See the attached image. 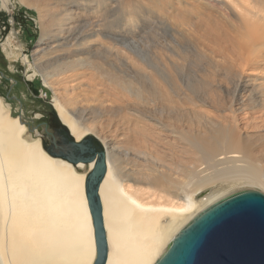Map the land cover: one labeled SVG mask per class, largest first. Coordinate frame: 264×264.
Returning a JSON list of instances; mask_svg holds the SVG:
<instances>
[{
  "label": "bare ground",
  "instance_id": "obj_1",
  "mask_svg": "<svg viewBox=\"0 0 264 264\" xmlns=\"http://www.w3.org/2000/svg\"><path fill=\"white\" fill-rule=\"evenodd\" d=\"M19 1L39 15L34 64L24 61L29 77L40 71L53 90L65 142L91 136L105 152L98 195L106 264H154L184 226L235 187L264 190V0H72L65 20L80 18L64 24L48 0ZM0 5L9 9L11 0ZM128 8L138 18L126 17ZM60 62L89 63L138 89L126 96L113 77L92 74L89 88L106 94L96 90L101 104L80 108L68 92L89 75L56 87L46 69ZM136 97L153 107L140 108ZM41 135L34 138L0 97V264H94L86 184L95 161L52 156Z\"/></svg>",
  "mask_w": 264,
  "mask_h": 264
},
{
  "label": "rangeland",
  "instance_id": "obj_2",
  "mask_svg": "<svg viewBox=\"0 0 264 264\" xmlns=\"http://www.w3.org/2000/svg\"><path fill=\"white\" fill-rule=\"evenodd\" d=\"M71 2L72 0H48V3H50L53 7V11L57 13V20L61 24L66 22L74 23L76 19L80 18L77 17V15L72 14L69 21L65 20L66 14L68 13L65 9L66 6L71 5ZM11 5L12 6H9V9L2 8L0 5V97H3L9 104H11L13 115L20 116L21 119L26 122L28 128L34 135V138H38L40 137V134H42L41 136L45 149L50 148L46 145L45 141L49 144L51 140H55L59 144L61 136L63 139L60 144L63 143L65 145L64 131L61 128L58 113L52 102L54 95L53 90H49V88L46 87L40 71H38L37 75L34 77H29L34 71L28 68L27 62L24 61V57L26 55L34 64V53L38 49L39 42L42 37L39 15L37 11L22 4L19 0H11ZM140 14H143L145 17L150 15L145 10H143ZM124 15L126 17L132 16L134 18H138L137 14L130 8H128ZM52 33H58V27L56 25L52 27ZM9 42L13 44V48L16 52H14L11 56H9L5 50V46L9 44ZM7 49H10L9 45H7ZM61 63L62 62L57 63L46 69L49 75L48 78L50 83L54 84L56 87L61 85L63 88L67 87L70 89V86H73L76 82H66V78L73 76L74 74H79L81 76L87 74L89 75L88 77L82 78V82H84L85 86L82 85L80 89L76 91L71 90L68 93L73 96H78L80 101L78 106L80 108H92L99 106L101 102L96 98L97 94L95 92L96 90H100L102 94H106V92L103 90L104 87L102 88L101 85L97 86L98 89L96 90L89 88L87 85L91 82L89 77L90 75L95 74L96 76L100 75L99 78H103L105 76L106 78H109L111 75H102L100 71L92 69L94 66L89 63H86V65H78L76 67L70 66L68 68H62ZM189 63L190 68L188 73L190 77L193 78L197 72V66L192 61H189ZM247 73H249V71H247ZM253 73L258 74L259 72L253 71ZM112 77H110V80ZM62 81L65 82L63 83ZM114 81L118 83V85L116 84L118 86L117 90L121 91L126 96L128 94L127 90L130 86L132 87L131 90L138 89L134 83L127 85L120 77H113L112 82ZM80 92L81 94L77 95ZM135 101L139 104L140 108L153 107L148 100H145L142 97H136ZM104 105L113 106V103L106 102ZM115 105H117V103L114 104V106ZM146 114L151 117L150 113ZM143 122L148 123L147 120H144ZM35 129L38 130L39 133H36ZM105 132L108 135L111 132V129L108 128ZM122 132L126 135L130 134V131L126 128ZM111 134L113 133L111 132ZM53 149H55L57 151L55 152L60 155L58 152V150H61L60 147L57 149L55 146ZM243 190H258L264 193V190L259 187H249L245 185L237 186V188L235 187L232 192L236 193ZM210 191L211 189H207L204 193H209Z\"/></svg>",
  "mask_w": 264,
  "mask_h": 264
},
{
  "label": "water",
  "instance_id": "obj_3",
  "mask_svg": "<svg viewBox=\"0 0 264 264\" xmlns=\"http://www.w3.org/2000/svg\"><path fill=\"white\" fill-rule=\"evenodd\" d=\"M65 143L58 152L68 161H95L86 184L95 225L94 264H106L108 246L98 195L106 174L105 152L91 136L79 143L72 139ZM48 151L58 155L55 149ZM154 264H264V193L243 190L210 205L179 231Z\"/></svg>",
  "mask_w": 264,
  "mask_h": 264
},
{
  "label": "flooded vegetation",
  "instance_id": "obj_4",
  "mask_svg": "<svg viewBox=\"0 0 264 264\" xmlns=\"http://www.w3.org/2000/svg\"><path fill=\"white\" fill-rule=\"evenodd\" d=\"M57 130H58V128H57ZM59 131V130H58ZM59 133V132H58ZM61 140H62V136H61V139L59 140L60 142H59V144L61 143ZM45 143H46V145L47 146H49L50 148H55V143H54V141L53 140H51V142L48 144L46 141H45ZM58 143V142H57Z\"/></svg>",
  "mask_w": 264,
  "mask_h": 264
}]
</instances>
